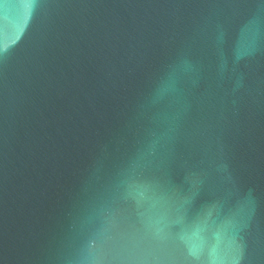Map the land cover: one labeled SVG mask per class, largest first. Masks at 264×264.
<instances>
[{"label": "water", "instance_id": "95a60500", "mask_svg": "<svg viewBox=\"0 0 264 264\" xmlns=\"http://www.w3.org/2000/svg\"><path fill=\"white\" fill-rule=\"evenodd\" d=\"M0 264H264V0H0Z\"/></svg>", "mask_w": 264, "mask_h": 264}]
</instances>
